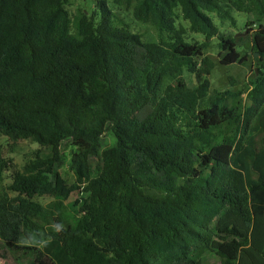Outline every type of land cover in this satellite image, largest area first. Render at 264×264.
<instances>
[{"label":"trees","instance_id":"obj_1","mask_svg":"<svg viewBox=\"0 0 264 264\" xmlns=\"http://www.w3.org/2000/svg\"><path fill=\"white\" fill-rule=\"evenodd\" d=\"M69 1L0 0V138L48 149L0 196L4 252L26 264H264V25L251 30L242 108L210 95L206 55L216 38L219 64H242L209 15L264 16V0H113L158 42L115 26L106 0L72 18ZM184 71L196 85L167 89ZM108 130L115 144L102 150ZM67 146L75 180L56 187Z\"/></svg>","mask_w":264,"mask_h":264},{"label":"rangeland","instance_id":"obj_2","mask_svg":"<svg viewBox=\"0 0 264 264\" xmlns=\"http://www.w3.org/2000/svg\"><path fill=\"white\" fill-rule=\"evenodd\" d=\"M108 8L115 16L114 25L119 24L128 25L130 31L139 34L145 42H158L159 37L156 30L149 24L137 22L131 9H125L123 6L116 5L113 0H106ZM66 9L72 18L76 15L77 10H84L87 15L95 11L92 0H70ZM214 24L218 27L220 34L225 39L236 38L237 52L243 63L232 64L229 66L220 65L221 51L219 49V41L213 38L206 50V55L213 61L214 68L211 71L208 79L210 82V95L215 96L217 93H227L229 105L236 107H243L246 104L247 92L252 88L255 80L254 69L257 71V55L253 52L251 44L252 31L260 25H264V16H258L255 13H240L235 10L230 11L232 18L221 21L216 14L209 15ZM180 18V17H179ZM99 19V17H97ZM234 22V24H232ZM178 24L185 28L186 23L178 19ZM186 41L188 42H202L203 37L189 32L185 33ZM196 85L195 77L184 71L181 77L177 80L168 79L165 83L167 89L192 88ZM254 122H252L253 125ZM255 148L259 149L264 141V130H260L254 135ZM101 149H107L115 144V138L111 131H106L100 140ZM63 152L62 165L57 169L54 185L60 187L62 185L70 186L74 183L75 177L70 168L71 155L74 149L71 146L61 148ZM48 149L40 147L39 145L27 140L11 141L5 137L0 138V160L5 163V167L0 165V196L6 191L7 186L12 181V174L22 171L23 167L34 159L36 154H47ZM13 196V195H12ZM77 198L76 193H72L64 206V214L68 211L69 202L72 203ZM34 201L39 202L43 206H47L55 199L51 197H36ZM23 247L30 246L26 241L20 243ZM27 252V251H23ZM29 255H24L21 252L8 254L4 252L0 245V264H26L30 261ZM217 259H211V264L216 263Z\"/></svg>","mask_w":264,"mask_h":264},{"label":"water","instance_id":"obj_3","mask_svg":"<svg viewBox=\"0 0 264 264\" xmlns=\"http://www.w3.org/2000/svg\"><path fill=\"white\" fill-rule=\"evenodd\" d=\"M255 55H257V54H255Z\"/></svg>","mask_w":264,"mask_h":264}]
</instances>
